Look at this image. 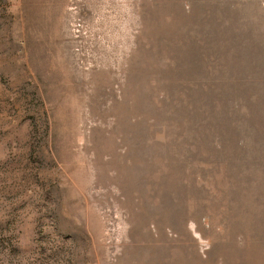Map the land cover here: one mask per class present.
Masks as SVG:
<instances>
[{
    "label": "rangeland",
    "instance_id": "obj_1",
    "mask_svg": "<svg viewBox=\"0 0 264 264\" xmlns=\"http://www.w3.org/2000/svg\"><path fill=\"white\" fill-rule=\"evenodd\" d=\"M0 264H264V0H0Z\"/></svg>",
    "mask_w": 264,
    "mask_h": 264
}]
</instances>
